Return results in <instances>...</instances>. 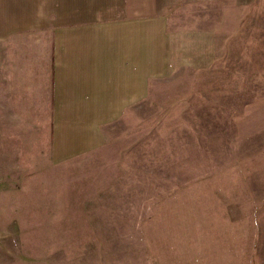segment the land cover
<instances>
[{
    "label": "rangeland",
    "instance_id": "374dc122",
    "mask_svg": "<svg viewBox=\"0 0 264 264\" xmlns=\"http://www.w3.org/2000/svg\"><path fill=\"white\" fill-rule=\"evenodd\" d=\"M232 3L170 25V70L98 144L0 43V264H264V0Z\"/></svg>",
    "mask_w": 264,
    "mask_h": 264
},
{
    "label": "crops",
    "instance_id": "0c3cea01",
    "mask_svg": "<svg viewBox=\"0 0 264 264\" xmlns=\"http://www.w3.org/2000/svg\"><path fill=\"white\" fill-rule=\"evenodd\" d=\"M221 2L0 0V43L15 49L12 71L29 93L40 88L50 118L88 122L98 144L101 126L139 104L150 78L170 70V25L187 23L193 8L213 17ZM226 6L236 8V0Z\"/></svg>",
    "mask_w": 264,
    "mask_h": 264
}]
</instances>
